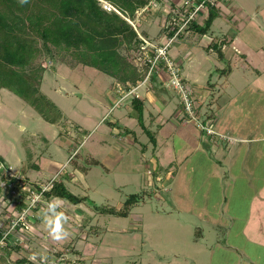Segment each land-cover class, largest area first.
<instances>
[{
	"label": "crops",
	"instance_id": "1",
	"mask_svg": "<svg viewBox=\"0 0 264 264\" xmlns=\"http://www.w3.org/2000/svg\"><path fill=\"white\" fill-rule=\"evenodd\" d=\"M156 1V4L139 10L142 13L139 15L144 16L143 19L142 16L141 18L138 16L144 23L143 28L140 26L143 30L140 33L144 36L158 37L160 26L154 33H151V27L155 22L157 26L158 23L161 24L174 0ZM214 9L216 16L207 33L202 34L190 29L182 35L185 39L192 36L193 40L195 42L197 40L201 46L199 55L197 54L198 58L189 62L192 65L191 70L184 71L183 69L185 61L192 53L191 46L187 47L184 43L179 49L170 51V54L181 66L184 78L192 87L196 98L199 99L200 111L215 120L214 128L217 133L208 134L199 128L196 122L188 119L176 91L166 86L165 82L169 74L163 66L157 68L152 80L145 83L147 86L144 84L139 88L142 93L139 98L143 104L144 124L155 137L152 146L143 141L142 136L144 135L149 141L150 138L140 124V130L137 128L138 121L136 127L129 124L132 119L136 118L132 115L134 114L133 105H126V108H122L116 113L113 109L109 114L115 101V93H109V89H106L103 92V96L106 97V101L103 103L106 105V111L102 120L106 121L109 116L108 126L102 129L98 128L95 131L97 133L89 131V138L86 140L88 147L95 152L94 155H98L100 161L103 162L95 164H103L110 171L113 170L111 171L113 177L108 189L110 194L107 195V199L113 201L106 204L121 207L132 193L144 194L147 197L146 201L135 205L126 217L116 215L126 219V223L123 225L120 223L122 220L118 219L117 224L119 223L122 227L118 225L106 226L103 223L110 221L108 218L110 214L97 212L94 209L95 204L92 203L94 197L91 193L98 192V187L91 183L93 172L89 171L87 180L84 181L88 187H92V192H84L85 194L75 192L67 181L60 179L73 193L88 196L92 201L72 203L61 197H56L55 206L51 210L54 212L52 220L47 218L50 209L35 214L36 217L32 218L33 229L22 231L25 238L22 243L11 244L3 249L0 255V264H209L208 250L212 247V240L214 243L221 240L222 225L217 219L211 217V224L207 229H204L208 220L205 216L202 217L206 222L201 223L203 226H199L200 222L190 226V220L182 219L184 213L181 211H185V209L179 208V212L169 208L167 213H160L158 209L145 208L150 199L149 196L153 198L154 195L161 198L160 189L168 190L172 179L175 183L178 166H181L182 160L185 164L190 163L191 159L193 160V154L197 152L203 158L212 161V166L216 167V173L221 174L220 179L227 183L225 186L227 191L237 182H245L251 187L255 186V193L251 196L248 194V198L254 202H248L246 213L251 212L253 215L252 220L256 231L264 230V210H259V205L256 203L260 199L264 200V185L256 184V179H260L259 183L264 181V0H218ZM149 10L154 13L150 18L149 15L145 16L144 14L149 13ZM205 18H201L198 23L202 25ZM166 35H163L164 38L161 41H164ZM216 42L223 52V59L219 57L216 47L213 46ZM209 59L214 60L216 74L219 73L217 77L215 75V79L210 73ZM224 69L225 71H223ZM43 82L44 79L42 84ZM5 89L0 90L1 109L5 102L9 103L14 100L12 94L4 92ZM43 93L47 95L44 90ZM47 97L54 101L49 95ZM54 103L62 112L61 120L53 123L58 126L66 115L55 101ZM7 110L8 108H6ZM77 129L76 133L71 134V139L66 136L63 130L58 129L55 140L63 147H66L68 142L74 144L72 141L76 146L79 144V130H81ZM58 137L60 138L58 139ZM47 140L46 142H49L48 138ZM138 141L141 144H138ZM80 142H85V138ZM134 147L142 151L144 161L147 163L150 161L152 165H155V168L161 167L154 181L155 187L152 190L154 193H141V191L129 193L127 191L126 186L129 185L139 188L140 179L136 178V173L131 178L123 177L120 171V160L123 155L126 157L127 154L131 155ZM61 148L57 147L58 150ZM0 157L11 164L2 149H0ZM18 162L17 168L31 177V171L34 168L30 169L25 165L28 163L27 160L18 159ZM32 166L38 168V175H42L43 179H47L49 175L55 174L60 169L59 164L52 162H49L45 169H41V166L38 167L35 164ZM166 169L167 171L164 172L163 170ZM171 170H173V177L170 174ZM34 171L37 173L36 170ZM125 171H130L129 164L123 168V172L126 174ZM174 171L177 172L175 177ZM187 173L192 176L190 171ZM257 175L259 177H256ZM65 176L68 177L67 174ZM3 177V180L0 181L5 184L0 185V230L8 227L11 219L19 211V208L11 201L10 189L8 188V191L6 187V183H10L9 175L6 173ZM164 177L166 178L163 180ZM25 192L23 191V193ZM224 197L225 200L229 199L226 195ZM238 197L240 199L245 196L240 193L235 199ZM173 212L171 223L168 221L170 227L167 225L169 229L172 228L171 224H179L182 230L185 229L189 232L182 243V246L187 245L182 249L177 247L179 251L173 248L175 245L173 241L161 240L162 238L159 239L152 235V229L159 225L153 218L159 214L170 216ZM133 214L136 219L130 221ZM237 214L241 215L239 212ZM169 216H165V218L168 220ZM129 221L130 224L127 223ZM234 222H236L235 217ZM80 230L83 232L79 233ZM125 232L129 234L127 236L130 239L126 243L131 244L129 242L138 241L133 244V247L140 246L142 249L127 250L124 249L126 246L124 244L114 248L120 243L110 238L116 237V235L123 237ZM208 235L212 237H207ZM246 238L249 237L246 236ZM255 240L264 246V233L263 235L258 233ZM239 246L241 245L239 244ZM55 252L59 253L56 257L53 256ZM42 258L46 259L44 263L41 262Z\"/></svg>",
	"mask_w": 264,
	"mask_h": 264
},
{
	"label": "rangeland",
	"instance_id": "2",
	"mask_svg": "<svg viewBox=\"0 0 264 264\" xmlns=\"http://www.w3.org/2000/svg\"><path fill=\"white\" fill-rule=\"evenodd\" d=\"M140 13L141 11L137 13V18L135 17L136 19L134 20V24L138 27L139 32L143 31L140 26L143 28L144 24L143 21L138 18V16L140 18L142 16V19L144 17L143 15H139ZM152 13L153 12L149 10V13L146 12L144 14L145 16L149 15L150 18ZM164 19L160 25L158 23L157 26L156 22L152 25L151 33H154L159 26L161 28V25L164 23ZM151 38L158 39V37L154 36ZM184 43L187 47L191 46L192 48V53L190 54L189 59H185L186 61L184 60L185 64L183 69L184 71H188V69L191 70L192 67L189 63L190 60L194 61V59L198 58L197 54L199 55L198 52L201 49V46L197 40L196 42L193 40L192 36L186 39L181 36L174 41L170 51L173 52L174 49H179V47ZM122 52L129 57L133 56V51H129L126 48H122ZM49 58L52 60V64L54 63V65L51 69H47L44 72V82L41 84V90L43 89L47 95L52 97V99L65 112L66 116L62 121H60L58 126L47 121L34 107L25 102L17 94L13 93L9 89H5L4 91L12 94L11 96L14 98L11 102H5L3 104V110L0 107V149H2L8 156L11 163V169L9 172L16 176V178L12 180L15 181V183L6 186L7 189H10L9 194L11 195V201L17 208H19L18 210L20 211L22 207L28 206L30 198L26 192L23 193V191H21L22 188L19 182L24 181V184L29 183L32 185H38V183H47L53 178H56L57 180H65V182L67 181L69 186H71L75 192L85 194L84 192H89L92 188L88 187L87 184L84 183V181L87 180V174L90 171L93 172L91 183L98 187V192L93 193L91 191L92 193H90L93 195L94 200L92 201L89 199V201L98 205L111 202L113 200L107 199V195L109 196L110 194L108 189L113 177L111 172L113 170L110 171L109 168L103 164H95L97 162H103L100 161L98 155H94L95 152L88 147V142L86 140L89 138V131L94 133L98 128L102 129L103 127L108 126L109 116L108 118L106 117V121L104 119L102 120L106 111V105L103 104L106 101V97L103 96V92H105L106 89H109V93H115V104V102L120 100L124 95V83H121V85L119 84L118 86L119 82L115 78H111L106 73L92 66L80 63L71 53H68L65 50H58L57 48L52 47L51 52H44L43 56L40 58V62L45 65L49 62L50 65L51 60H49ZM209 63L211 64L210 73L213 74V79H215V75L217 77L219 73L216 74L217 71L214 60L209 59ZM182 76H184L183 72ZM145 83H147V81L141 82L133 94H137L136 96H142L139 88L144 86ZM131 94L132 93H128L124 95L125 97L120 102V105L114 106L113 104L109 114L112 113L113 109L116 113L118 110L120 111L122 108H126V105H132ZM21 102H23L22 104L24 105H22ZM5 107L8 108L7 111ZM132 115L136 117L135 114ZM136 118L131 121L129 120V124H132L131 126H135L138 121L139 123L137 128L140 130L141 124L138 118ZM213 122L215 123V120H213ZM21 126L25 127L22 128ZM77 128L81 129L79 130V144H82H76L75 146V142L72 141L74 144L68 142L66 147H63L57 140H55L57 137V131H59L58 129L63 130L66 133V136L71 139V134L76 133V131H78ZM147 136L150 138L148 134ZM46 137L49 139V142H46ZM59 138L60 137H58V139ZM84 138L85 142H80ZM142 138L143 141H146V143L148 142L150 146L153 145L152 141H149L145 135L142 136ZM138 144L141 143L138 141ZM57 147L62 148L61 150H58ZM132 152L133 153H131V155L127 154V157L123 155L120 160L121 175L123 177L126 176L127 179L133 177L136 173L135 176L138 180L140 179V181L139 188L130 187L129 185L126 186L127 191L129 193L140 191L141 193H154L152 191L155 187L154 181L156 180L155 178L158 176L161 167L157 166L155 168V165H152L150 161L148 163L147 161H144L142 159V151L138 148L134 147ZM18 159L27 160L28 163L25 165H27L30 169L34 168L33 171H31V177L25 172L22 173L17 168L19 164ZM49 162L59 164L60 169H58L55 174L52 173L49 175L47 179H43L44 177H42V175H38V168L32 166V164H35L38 167L41 166V169H45L49 165ZM22 163L24 164L25 162ZM128 164L130 166V171H125V174L123 172V168L127 167ZM34 170H36L37 173H34ZM163 171L166 172L167 169ZM189 171L192 176H189L187 173ZM172 172L173 170L170 172L171 177H173ZM174 172L175 177L177 172ZM5 174V172L0 173V181L3 180V176H5ZM66 174L68 176L67 178L65 176ZM220 176L221 174L216 173V167L212 166V161L203 158L199 152L194 153L193 160L191 159L190 163L185 164L182 160L181 166H178V175L175 183H173L172 179L170 180L172 184L168 185V190L160 189L161 198L154 195L152 196L153 198L149 196L150 199L145 208L149 207L155 210L158 209L160 213H167L169 208L172 209V211L178 210L179 212V208L185 209V211H181V213H184L182 215V219H187L188 221L190 220V226H194V223L196 222H200L199 226L202 225L201 223H206L203 221V216H205L208 220L207 226L203 227L204 229H207L208 225L211 224V217L217 219L219 224L222 225V231L220 232L221 240L218 242L216 241L215 243L212 240V247L208 250L210 256L209 264H264V246L255 242L258 233L263 235L264 230L256 231L252 220L253 215H251V212H249V214L246 213L248 211V202H254V200L248 198V194L249 196L253 195L256 188H254V185L251 187L250 184L245 182H237L234 187L231 186L232 188L227 191V187H225L227 183L223 182V179H220ZM256 177L259 176L257 175ZM118 178H120V176H118ZM165 178L166 177H164L163 180ZM259 182L260 179H256V184L259 186L264 185V181L261 183ZM1 184H4V182H0V185ZM122 187L124 188V186ZM164 188L166 189L165 186ZM240 193L245 197L240 199L238 197L235 199V197ZM224 195H226L229 199L225 200ZM222 196L223 198L221 199ZM144 198V201H146L147 197ZM257 199H260V197H257ZM256 203L259 205V210H264V200L260 199ZM227 204L229 205L227 206ZM53 208L54 207L50 208L49 206L44 205L31 210V213H33L34 217H36L38 213L40 214V211L42 212V210L44 211L45 209H50V214H48L47 218L48 220H52L54 212L51 210ZM238 212L241 213V215L237 214ZM17 213L18 212H16V214ZM171 215L159 214L153 218L155 223H159V225L155 229H152V235L154 237H159V239L162 238L161 240L169 239L175 244L173 247L174 249L177 250V247L182 249L187 245L185 244V246H182V243L183 240L187 238V235H189V232L185 229L182 230V227L179 224H171L172 228L169 229L170 224L168 221L171 223L170 219L173 218L174 212ZM108 216L110 221H105L103 223L106 226L118 225L122 227L119 223L117 224L118 219L123 221L122 222L120 220L122 225L126 223V219L124 218H119L118 216L112 214ZM165 216H169L170 218L167 220ZM135 217L136 216L133 214L130 221H135ZM234 217L236 222H234ZM130 221L127 223L130 224ZM167 225H169V227ZM33 226L34 221H31L30 231L33 229ZM225 228L227 229V232ZM23 230L25 231V229L19 228L15 232L16 235L22 237V241H20L21 243L25 240L22 235ZM80 232L82 233L83 230H80L79 233ZM127 235L129 234L125 232L123 237H121L122 235H116V237L110 238L120 243L117 247L114 246V248L121 247V245L124 244L126 245L124 249L127 250L142 249L140 246L133 247V244L138 243V241L135 243L129 242L131 244H127L126 241L130 240ZM246 236L249 238L247 239ZM207 237L212 236L208 235ZM239 244L241 246H239ZM58 254L59 253L55 252L53 256L56 257Z\"/></svg>",
	"mask_w": 264,
	"mask_h": 264
},
{
	"label": "trees",
	"instance_id": "3",
	"mask_svg": "<svg viewBox=\"0 0 264 264\" xmlns=\"http://www.w3.org/2000/svg\"><path fill=\"white\" fill-rule=\"evenodd\" d=\"M105 1L116 9H106L101 0H27L26 3H21V0H0V90L6 88L17 94L51 123L61 120L60 108L41 90L44 72L51 69L54 63L46 66L40 62V58L44 52H51L52 47L67 51L80 63L124 83L126 89L142 82L148 66L136 65L133 57L125 55L122 48L134 53L144 43L127 18L135 19L138 11L150 0ZM214 8L209 7L202 25L193 22L190 28L207 33L216 16ZM167 30L161 28L158 39L149 38L159 41ZM213 46L223 59L218 42ZM161 66L166 69L164 62L157 68ZM155 71L149 80H152ZM131 99L135 116L153 142L155 137L144 124L142 101L136 95ZM0 160L4 161L1 157ZM46 195L49 198L61 197L72 203L89 200L88 196L73 193L63 181L57 179ZM144 197V194L132 193L121 207L95 204L94 209L102 214L126 217L135 205L145 200ZM2 233L0 230V238Z\"/></svg>",
	"mask_w": 264,
	"mask_h": 264
},
{
	"label": "built area",
	"instance_id": "4",
	"mask_svg": "<svg viewBox=\"0 0 264 264\" xmlns=\"http://www.w3.org/2000/svg\"><path fill=\"white\" fill-rule=\"evenodd\" d=\"M103 6L108 9H116L111 3L105 0H101ZM156 4V0H150L149 4L145 7L152 4ZM218 0H174L171 2L170 9L166 14V18L161 28L168 29L164 41H161L163 37L159 38V41L152 40L149 37L142 35L138 27L134 24L135 19H130L129 22L135 27L139 32L140 37L143 40V44L140 46L138 51L133 53V61L136 65L148 66V71L146 77L143 81H148L152 73L158 67L161 62H164V65L167 69L169 77L166 81V86L176 91L180 97V102L183 106L184 111L186 112L188 119L197 123L199 128L206 131L208 134H216L217 131L214 128L213 118L206 117L205 114H202L199 109V103L194 95V91L187 80L182 76L181 66L175 61V59L170 54V48L173 42L180 38L182 34L190 31V25L193 22H198L201 18L207 17L208 9L210 6L216 7ZM50 65L52 61H50ZM45 65V64H44ZM49 65V62L46 64ZM142 81V82H143ZM141 83V82H140ZM140 83L133 85L132 87L126 89L124 85V95L132 93L139 87ZM121 85V83H118ZM122 96L120 100L116 101L114 106L120 105V102L125 96ZM11 169L10 164L6 165L4 161L0 160V172H6L9 175V179L16 178L15 175L11 174L9 170ZM56 178L51 179L49 182L44 184H39L36 186L30 185L29 183L19 182L23 191H26L28 194L29 204L28 206L22 207L20 211L11 219L10 224L6 227L0 238V255L5 247L19 243L22 241V237H19L15 232L20 228L25 230H30L31 221L33 213L31 210L37 209L44 205L51 207L55 206V198H49L46 195V191L52 188L53 182ZM11 181V180H10ZM14 184L15 181L6 183L7 185ZM5 185V184H3ZM46 259L42 258L41 262H45Z\"/></svg>",
	"mask_w": 264,
	"mask_h": 264
},
{
	"label": "clouds",
	"instance_id": "5",
	"mask_svg": "<svg viewBox=\"0 0 264 264\" xmlns=\"http://www.w3.org/2000/svg\"><path fill=\"white\" fill-rule=\"evenodd\" d=\"M27 2V0H21V3H26Z\"/></svg>",
	"mask_w": 264,
	"mask_h": 264
}]
</instances>
